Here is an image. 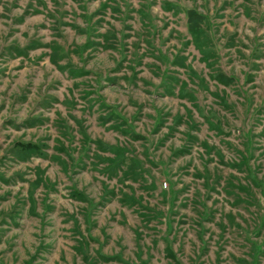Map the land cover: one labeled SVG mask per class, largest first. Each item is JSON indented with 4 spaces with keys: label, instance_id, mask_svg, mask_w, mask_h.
<instances>
[{
    "label": "rangeland",
    "instance_id": "rangeland-1",
    "mask_svg": "<svg viewBox=\"0 0 264 264\" xmlns=\"http://www.w3.org/2000/svg\"><path fill=\"white\" fill-rule=\"evenodd\" d=\"M0 264H264V0H0Z\"/></svg>",
    "mask_w": 264,
    "mask_h": 264
},
{
    "label": "trees",
    "instance_id": "trees-1",
    "mask_svg": "<svg viewBox=\"0 0 264 264\" xmlns=\"http://www.w3.org/2000/svg\"><path fill=\"white\" fill-rule=\"evenodd\" d=\"M186 16H188V18L186 20H187V29L189 30V34L191 35L192 39H194V42H196L195 45H196L197 49L201 52L203 44H201V42H199V39L204 34V30L201 28V25L204 22L205 23L207 22L208 16L201 15L194 9L188 10L186 12ZM87 43H88V41H87ZM83 46L85 49H87L89 47V46H85V44ZM51 48H53V50H52V54L50 56V60L53 61L54 63H58V61L60 60L58 50H57V48H54V47H51ZM15 53L17 55L23 54V53L17 52V51H15ZM24 53H26V52H24ZM59 53H61V52H59ZM223 82L227 83V81H223ZM40 148H41L40 145H37V144L30 142V141H28L27 143H23L21 141H18V142L14 143V149H12V151L14 154H16V156H18L19 159L25 160V158L31 154H34V156H37V157L45 156L46 153H43L40 150ZM108 148L112 150V147H108ZM169 255H171V252H169ZM168 257L171 258V256H168Z\"/></svg>",
    "mask_w": 264,
    "mask_h": 264
}]
</instances>
